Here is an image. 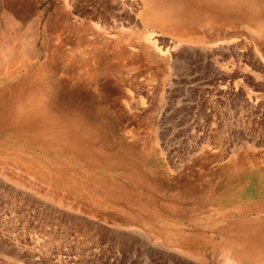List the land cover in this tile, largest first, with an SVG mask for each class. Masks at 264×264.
<instances>
[{
  "label": "rangeland",
  "instance_id": "374dc122",
  "mask_svg": "<svg viewBox=\"0 0 264 264\" xmlns=\"http://www.w3.org/2000/svg\"><path fill=\"white\" fill-rule=\"evenodd\" d=\"M140 1L135 19L88 14L97 0H0L5 84L41 51L57 78L98 94L92 133L119 156L82 170L47 160L58 179L13 162L22 152L0 155V264H264V240L223 242L245 231L216 191L242 187L254 212L237 227L264 220V0L243 11L262 13L255 22Z\"/></svg>",
  "mask_w": 264,
  "mask_h": 264
},
{
  "label": "bare ground",
  "instance_id": "6f19581e",
  "mask_svg": "<svg viewBox=\"0 0 264 264\" xmlns=\"http://www.w3.org/2000/svg\"><path fill=\"white\" fill-rule=\"evenodd\" d=\"M97 1L101 4V9L95 7L92 10H88V14L96 16L102 12L116 11L121 15L124 13L133 14L135 19L140 18V16L142 17V12H140V4L142 2L140 0ZM172 1H175L176 3L178 1H183L186 5H189L185 9V15L188 14L189 17L197 16L198 12H203L205 15H216V17L224 16V18L228 16H233L235 18L241 16L244 18L243 16L247 15L249 16V20L255 22L259 17L263 16L262 13H256V11L247 14L243 12L248 8V0H244L243 2L240 0ZM255 1L256 0L253 2ZM195 3H197V6H194ZM152 7H154V5ZM151 12L155 18L157 16V18L160 19L161 16H164L163 10L157 7L156 9L151 8ZM108 13L107 15H109ZM152 15H150V18ZM19 16L24 18L25 14L22 13L19 14ZM93 30L92 33L96 38L106 34L104 29L96 25H93ZM91 34L89 35L91 36ZM95 42L98 43L97 40ZM6 44L2 45V48H0V65L4 64L6 61L5 58L9 55L8 50H10V48L9 45ZM27 45L28 44H26V46ZM89 46L91 47V45ZM94 48L91 49L94 50L95 53L96 49ZM31 49H29V52H31ZM77 49L74 50L76 51ZM78 50L76 51L77 53ZM89 52H91V50ZM89 52V55H93V53L91 54ZM77 53L74 54L77 55ZM79 53L77 56L80 55ZM84 53L85 52H83V54ZM88 54L86 52L84 55H86V57H92L88 56ZM75 55L74 57L76 58ZM44 57L45 55L40 51L38 56L32 58L33 66L27 67L23 76L15 79L9 85H6L5 83L11 78V73H0V80L3 79L4 81L0 84V155L11 153L19 154V152H22L23 154L21 157H10L13 162L20 163L28 169L36 170L43 174L51 172L53 173V177H58V179H63L64 174L62 172L57 173L53 170H48L45 166L47 160L58 166H74L78 170H82L85 164L92 163V166H94L97 162L101 166L105 165L113 168L112 164L114 163H111V160H119V156L109 154L108 150L107 152H104L103 148L110 149V144L107 142L105 143L104 141H98L97 137L94 136L91 130V125H93V123H96L98 128L102 127L92 116L94 112L103 114V108L97 102L98 94L89 91L86 85L81 84L78 79L72 78L69 82H65L60 80V78H57L56 67L53 64L46 65V62H42ZM82 58L85 57L82 56ZM88 59L90 60V58ZM67 60L69 59L67 58ZM86 62H88V60L85 61V64ZM86 65H84V68ZM82 68H80V70H82ZM46 72H48L49 75H45ZM51 72L54 75L51 74ZM36 74H42L41 76L42 78L44 77V79L37 80ZM106 76L107 75H105L104 78H106ZM53 88H56L55 92L52 91ZM104 97L106 96L104 95ZM12 143L17 146H11L10 144ZM127 157L128 156L123 157V163H126L125 159L129 160ZM129 164L131 166V163ZM241 188L242 187H236L235 189H232V187L228 186L227 188L222 187L220 190L216 189V191L223 195H221V197L218 195L217 197L222 206L231 209L230 211L234 212L236 215L231 221V227L234 226L233 230L245 231L241 236L232 235V233L229 237L223 236L222 240L223 242H230L231 244L243 246V244L248 242L253 243L255 240H264V220L255 221V223L249 227L243 225L237 227V225H235L236 222L240 220L244 222L243 216L245 214L254 212L253 206L245 207L244 204H240L245 200ZM262 208L264 209V206H262ZM253 230L260 231V235L254 234L252 232Z\"/></svg>",
  "mask_w": 264,
  "mask_h": 264
}]
</instances>
